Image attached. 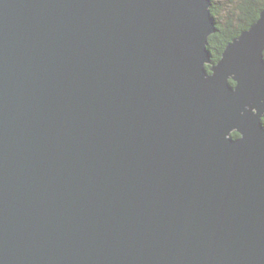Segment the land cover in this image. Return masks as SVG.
Listing matches in <instances>:
<instances>
[{
  "label": "water",
  "instance_id": "1",
  "mask_svg": "<svg viewBox=\"0 0 264 264\" xmlns=\"http://www.w3.org/2000/svg\"><path fill=\"white\" fill-rule=\"evenodd\" d=\"M209 8L0 0V264H264V9L212 64Z\"/></svg>",
  "mask_w": 264,
  "mask_h": 264
},
{
  "label": "trees",
  "instance_id": "2",
  "mask_svg": "<svg viewBox=\"0 0 264 264\" xmlns=\"http://www.w3.org/2000/svg\"><path fill=\"white\" fill-rule=\"evenodd\" d=\"M237 3L235 17L223 20L220 18L215 1L210 0L209 11L216 27V33L208 37L206 47L212 64H217L225 47L242 32L248 30L257 21L260 12L264 9V0H239ZM206 69L209 70V65L206 66ZM230 84L235 85L231 82ZM261 121L264 126V116ZM231 137L237 138L238 135L233 132Z\"/></svg>",
  "mask_w": 264,
  "mask_h": 264
},
{
  "label": "rangeland",
  "instance_id": "3",
  "mask_svg": "<svg viewBox=\"0 0 264 264\" xmlns=\"http://www.w3.org/2000/svg\"><path fill=\"white\" fill-rule=\"evenodd\" d=\"M215 5L218 9V12L220 13V18H223L225 20L226 18L235 17V14H237V2L239 0H214Z\"/></svg>",
  "mask_w": 264,
  "mask_h": 264
}]
</instances>
